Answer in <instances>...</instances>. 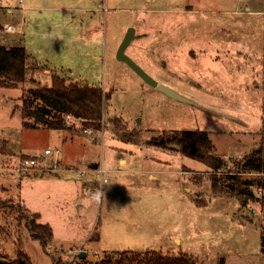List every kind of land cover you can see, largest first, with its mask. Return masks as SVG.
Returning a JSON list of instances; mask_svg holds the SVG:
<instances>
[{
	"label": "rangeland",
	"instance_id": "1",
	"mask_svg": "<svg viewBox=\"0 0 264 264\" xmlns=\"http://www.w3.org/2000/svg\"><path fill=\"white\" fill-rule=\"evenodd\" d=\"M130 26L126 54L190 102L116 58ZM1 42L28 57L24 80L0 84V260L20 246L33 264L146 249L264 264L263 192L251 185L243 206L211 184L264 137V0H0ZM55 75L106 94L98 129L66 113L67 128L23 125V99ZM194 129L224 161L215 172L166 142ZM32 155L37 165L17 170ZM34 212L53 230L45 246Z\"/></svg>",
	"mask_w": 264,
	"mask_h": 264
},
{
	"label": "trees",
	"instance_id": "2",
	"mask_svg": "<svg viewBox=\"0 0 264 264\" xmlns=\"http://www.w3.org/2000/svg\"><path fill=\"white\" fill-rule=\"evenodd\" d=\"M28 54L23 46H5L0 44V84L4 81L19 82L24 80ZM106 94L99 87H83L72 83L66 84L62 77H52L49 87L32 89L30 98L23 99L22 121L25 126H45L48 128H67L64 114L80 117L85 126L100 127L102 102ZM39 101V103H37ZM166 139L179 146L187 156L197 159L213 168H221L224 161L214 153V145L209 132L202 129L180 130L171 133ZM165 143V142H163ZM253 175L243 176L244 173ZM222 179L223 185L217 180ZM212 186L216 190H226L245 206L253 198L251 185L260 188V202L264 205V137L243 158L236 162V170L223 176L213 175ZM220 187H219V186ZM27 221L31 236L38 239L43 246L53 238L52 227L48 223L37 221L40 214L32 213ZM78 261L75 262L74 260ZM223 259H221L222 263ZM220 263V264H221ZM0 264H33L29 255L20 247L15 249L12 261ZM53 264H195L186 253L180 256H167L153 249L124 250L107 253L103 257L89 261L84 257H74L71 261L57 259Z\"/></svg>",
	"mask_w": 264,
	"mask_h": 264
},
{
	"label": "water",
	"instance_id": "3",
	"mask_svg": "<svg viewBox=\"0 0 264 264\" xmlns=\"http://www.w3.org/2000/svg\"><path fill=\"white\" fill-rule=\"evenodd\" d=\"M135 29L133 27H128L123 35L122 40L120 41L117 49H116V58L124 61L127 65H129L144 81L148 84L156 87L160 91L164 92L170 97H173L177 100L190 102L191 100L184 96L182 93L177 91L171 86H168L164 83L157 81L154 77L149 75L138 63H136L129 55L126 54L125 49L129 45L130 41L134 36ZM98 164L94 163L91 167H97ZM86 254L85 251H81L78 254V257H84Z\"/></svg>",
	"mask_w": 264,
	"mask_h": 264
},
{
	"label": "built area",
	"instance_id": "4",
	"mask_svg": "<svg viewBox=\"0 0 264 264\" xmlns=\"http://www.w3.org/2000/svg\"><path fill=\"white\" fill-rule=\"evenodd\" d=\"M8 28H11L10 25L8 26ZM55 151L59 152V149L58 147H56ZM44 152L46 154L50 153L51 150L50 149H45ZM39 159H44L43 156H40L38 157ZM37 162L38 160L35 158L34 155L32 156H29V157H23L20 161V164H19V167L17 170H21V169H28V168H31L33 166H36L37 165ZM99 172H100V175L102 176V174L104 173V169L102 167L99 168ZM103 180H106V177L103 178ZM101 258V257H100Z\"/></svg>",
	"mask_w": 264,
	"mask_h": 264
},
{
	"label": "crops",
	"instance_id": "5",
	"mask_svg": "<svg viewBox=\"0 0 264 264\" xmlns=\"http://www.w3.org/2000/svg\"><path fill=\"white\" fill-rule=\"evenodd\" d=\"M0 44H2V45H5L6 46V44L5 43H3V42H1ZM7 47H9V46H7ZM92 163V162H91ZM94 163H97V162H93L91 165H94ZM98 164V163H97ZM99 165V164H98ZM92 168H96V167H92ZM150 176H154V175H150ZM79 205V204H78Z\"/></svg>",
	"mask_w": 264,
	"mask_h": 264
}]
</instances>
